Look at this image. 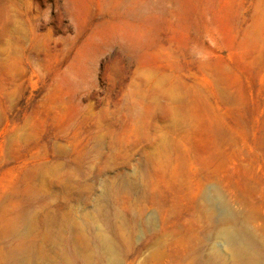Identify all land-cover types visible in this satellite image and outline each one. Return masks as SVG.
Segmentation results:
<instances>
[{
  "label": "rangeland",
  "instance_id": "374dc122",
  "mask_svg": "<svg viewBox=\"0 0 264 264\" xmlns=\"http://www.w3.org/2000/svg\"><path fill=\"white\" fill-rule=\"evenodd\" d=\"M222 223L264 261V0H0V264H248Z\"/></svg>",
  "mask_w": 264,
  "mask_h": 264
},
{
  "label": "bare ground",
  "instance_id": "6f19581e",
  "mask_svg": "<svg viewBox=\"0 0 264 264\" xmlns=\"http://www.w3.org/2000/svg\"><path fill=\"white\" fill-rule=\"evenodd\" d=\"M216 237H218L221 243L228 248L233 255L237 256V258L239 257L245 260L248 264H264V261L258 256L256 249L235 225L222 223L216 232ZM101 239L102 246L105 251L110 254V261L108 264H117V258L111 241L107 237ZM219 255V250L216 249V247H211L210 256L218 257Z\"/></svg>",
  "mask_w": 264,
  "mask_h": 264
}]
</instances>
